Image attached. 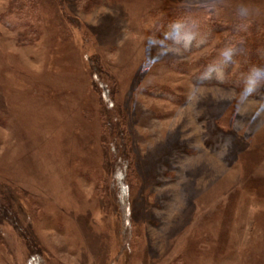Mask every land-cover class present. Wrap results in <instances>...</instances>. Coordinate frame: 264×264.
<instances>
[{"label": "rangeland", "instance_id": "374dc122", "mask_svg": "<svg viewBox=\"0 0 264 264\" xmlns=\"http://www.w3.org/2000/svg\"><path fill=\"white\" fill-rule=\"evenodd\" d=\"M59 1L22 44L28 27L6 25L14 0H0V205L17 218L0 212V264H264V63L253 94L195 83L218 37L187 52L160 34L169 10L201 7L261 33L264 0ZM91 60L126 122L124 211Z\"/></svg>", "mask_w": 264, "mask_h": 264}, {"label": "trees", "instance_id": "16d2710c", "mask_svg": "<svg viewBox=\"0 0 264 264\" xmlns=\"http://www.w3.org/2000/svg\"><path fill=\"white\" fill-rule=\"evenodd\" d=\"M59 2L14 0L12 12L4 15L2 20L11 29L28 27L25 32L18 33L19 40L24 44L42 34L43 27L40 28L41 17L39 18L38 12L46 10L47 14L55 15L60 6ZM205 11L206 7L169 10L160 25V34L164 39L167 35L169 41L179 44L187 52L209 47L215 37H218L215 45L197 61L194 82L228 86L245 94H253L262 84L257 77L263 69L260 63H264V32L252 30L253 24L241 21L228 23ZM63 19L66 21L68 18L63 15ZM90 65L92 77L90 88L98 98L99 118L103 131L101 141L104 143L107 157H113L106 158L108 163L110 162L109 171L112 175L109 192H112L124 211L129 197V185L136 181L125 129L126 122L122 109L115 100L117 91L115 80L92 60ZM155 95L160 96L161 91ZM86 113L91 117L88 111ZM106 188L108 190L107 183ZM4 204L0 205V212H5L6 207L8 210L12 208L9 202ZM10 215L16 218V212L12 209ZM23 235L31 250L36 244L32 235L30 233L28 235L27 232H23ZM37 259L39 260L38 256Z\"/></svg>", "mask_w": 264, "mask_h": 264}]
</instances>
